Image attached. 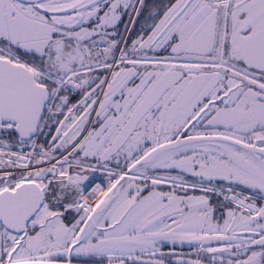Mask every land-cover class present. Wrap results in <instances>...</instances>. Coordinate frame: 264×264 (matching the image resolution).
I'll return each mask as SVG.
<instances>
[{"label": "snow or ice", "instance_id": "snow-or-ice-1", "mask_svg": "<svg viewBox=\"0 0 264 264\" xmlns=\"http://www.w3.org/2000/svg\"><path fill=\"white\" fill-rule=\"evenodd\" d=\"M262 202L264 0H0V264H264Z\"/></svg>", "mask_w": 264, "mask_h": 264}, {"label": "flooded vegetation", "instance_id": "flooded-vegetation-1", "mask_svg": "<svg viewBox=\"0 0 264 264\" xmlns=\"http://www.w3.org/2000/svg\"><path fill=\"white\" fill-rule=\"evenodd\" d=\"M149 3H151V0H149ZM125 21H127V17H125ZM144 24H145V20L142 18L140 22L136 25L137 29H139ZM121 28H123V24L121 25ZM163 251L166 253H169V252L175 253V255L169 256V260L173 262L176 259H189V258L195 259L196 258L195 253L193 252V249L190 245L188 248H181V249L170 248L166 246V247H163ZM189 254H191V256Z\"/></svg>", "mask_w": 264, "mask_h": 264}, {"label": "built area", "instance_id": "built-area-1", "mask_svg": "<svg viewBox=\"0 0 264 264\" xmlns=\"http://www.w3.org/2000/svg\"><path fill=\"white\" fill-rule=\"evenodd\" d=\"M102 182L106 184L105 174L100 171H97L95 174V183L93 186H95V184H100Z\"/></svg>", "mask_w": 264, "mask_h": 264}, {"label": "rangeland", "instance_id": "rangeland-1", "mask_svg": "<svg viewBox=\"0 0 264 264\" xmlns=\"http://www.w3.org/2000/svg\"><path fill=\"white\" fill-rule=\"evenodd\" d=\"M168 247H170V248H177V249H181V248H188V247H189V245H188V244H183V245H181V244H177V245H175L174 247H173V246H171V245H168Z\"/></svg>", "mask_w": 264, "mask_h": 264}]
</instances>
